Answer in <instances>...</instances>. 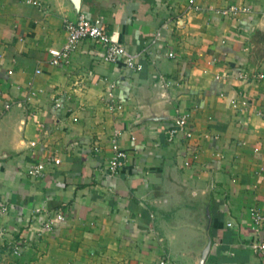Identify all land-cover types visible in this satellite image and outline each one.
<instances>
[{
    "label": "crops",
    "instance_id": "0c3cea01",
    "mask_svg": "<svg viewBox=\"0 0 264 264\" xmlns=\"http://www.w3.org/2000/svg\"><path fill=\"white\" fill-rule=\"evenodd\" d=\"M79 12L142 69L90 40L52 65ZM177 110L192 135L170 141ZM0 198V264H264L247 247L264 239V0H0Z\"/></svg>",
    "mask_w": 264,
    "mask_h": 264
},
{
    "label": "built area",
    "instance_id": "2783aa9c",
    "mask_svg": "<svg viewBox=\"0 0 264 264\" xmlns=\"http://www.w3.org/2000/svg\"><path fill=\"white\" fill-rule=\"evenodd\" d=\"M194 0H189L193 3ZM239 8L233 6L228 10H223L222 13H236ZM64 30L66 31V40L63 46L59 49L50 48L49 52L51 54L52 65H60L62 63L68 62L69 56L72 52L76 51L79 44L84 40H90L95 44H98L103 48L104 58L110 63H115L120 59H124L125 66L132 70H141L142 64L139 61L142 52L130 53L126 50L125 46L114 40L110 34L107 32L106 25L103 23L102 19L89 18L84 12H79L74 20L65 19L63 22ZM155 42V39L152 41ZM146 52V50H144ZM171 56V54H169ZM40 70H36L39 73ZM262 78L263 75L258 76ZM114 87L115 83H109L108 89L106 91V96L109 100L110 105L114 103ZM56 106L59 103L56 102ZM259 113V112H258ZM179 132H183L186 137H191L192 132L189 127V113L186 110H177L175 116V125L167 128L166 134L170 141L174 140ZM120 134L119 130H114L110 138V150L111 156L106 161V170L110 175L117 173L125 164L127 153L124 148H122L118 142V136ZM100 144L97 143L94 146V150L100 149ZM187 165L188 162H185ZM26 173L34 178L43 177L45 174V164L43 162H37L28 166L25 169ZM45 209L37 207L34 211L42 216L43 229H53L59 223L64 222L65 216L62 212H55L53 215H49L44 211ZM10 213V205L8 202L0 198V223L7 214ZM228 226L231 223L227 224ZM262 226H264V213L258 210H252L250 227L253 231L257 232ZM3 229L0 225V235H2ZM247 247L259 256L264 257V239L254 240L247 244ZM13 254L19 255L20 249L16 247L13 249Z\"/></svg>",
    "mask_w": 264,
    "mask_h": 264
}]
</instances>
